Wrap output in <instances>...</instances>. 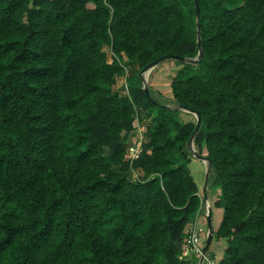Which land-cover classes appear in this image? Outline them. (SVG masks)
Masks as SVG:
<instances>
[{
	"label": "trees",
	"instance_id": "trees-1",
	"mask_svg": "<svg viewBox=\"0 0 264 264\" xmlns=\"http://www.w3.org/2000/svg\"><path fill=\"white\" fill-rule=\"evenodd\" d=\"M197 4L0 0V264H194L167 245L202 207L203 150L225 242L206 257L264 264V0ZM166 55L186 60H170L172 97L147 96L141 71ZM138 108L154 126L127 160Z\"/></svg>",
	"mask_w": 264,
	"mask_h": 264
},
{
	"label": "rangeland",
	"instance_id": "rangeland-1",
	"mask_svg": "<svg viewBox=\"0 0 264 264\" xmlns=\"http://www.w3.org/2000/svg\"><path fill=\"white\" fill-rule=\"evenodd\" d=\"M104 51L106 52L107 61L111 62L112 54L110 52V48L107 47ZM170 65H172V67L175 69L172 70V67H170ZM154 68L157 69L155 71L157 75L152 76L153 73H150V74L146 73L145 83L151 87L155 95L160 94L164 98L171 99L172 93H171L170 82L173 77V73H175L177 70V65L174 62L166 61V62L158 64ZM127 76H130V75L125 74V77ZM124 78L122 79L124 80ZM123 82L125 83V81ZM120 84H121V80L119 83H116V85H119V87L123 85V84L121 85ZM139 111L142 112L141 109H139ZM143 112L145 111L143 110ZM180 113L184 121H193L195 119L193 114H190L187 111L185 112L183 111ZM148 117H150L151 119V115L150 116L144 115L143 118L141 117L142 120L139 124H141V126L148 125L149 120H150ZM202 154H203L202 156H205L206 151L203 150ZM190 158L191 160H193V162L189 165L190 171H191V174L195 182L197 183V187H199V194L202 197V201H204L203 200L204 199V194H203L204 193V183H205L204 179H205V174L207 172V166L204 161L198 160L195 157L194 158L190 157ZM127 177L131 181L140 180L143 178V172L141 170L137 171L136 169L131 170L130 172H128ZM208 182H209V176H208ZM206 190L208 194V199H207L208 202L206 203L203 202L204 205H203L202 215L199 218V221L197 223V229H198L199 236H200L198 248L196 249V248L189 247V244L185 240H183L181 243H171L167 245L168 247L172 249L181 251L183 253L182 256L186 257L188 260H196L194 264H198L200 261V258L202 257V251H203V247H204L206 236H207L206 209L209 208L213 213V235L214 236H215V231L222 219V210L220 209L217 210L216 208H214L213 203L211 201L213 199V202H214L215 198L220 193V188L219 187L211 188L209 187V184L207 183ZM224 247H225V242H223L222 240H216L213 237V242L211 243L208 253L212 252L214 254L215 260H218L222 257Z\"/></svg>",
	"mask_w": 264,
	"mask_h": 264
},
{
	"label": "water",
	"instance_id": "water-1",
	"mask_svg": "<svg viewBox=\"0 0 264 264\" xmlns=\"http://www.w3.org/2000/svg\"><path fill=\"white\" fill-rule=\"evenodd\" d=\"M195 2V7H196V12H197V18L199 16V12H198V4H197V0H194ZM197 46H198V49H199V53H198V58L195 59L194 61L192 62H197L201 55H202V51H201V40H200V35H199V28L197 27ZM168 60H176V61H180V62H185L186 60L181 57V56H174V55H166V56H162L158 59H156L155 61L151 62L150 64H148L146 66V68H144L142 71H141V74H143V80L145 81V74L146 73H150V71L155 67L157 66L158 64L162 63V62H165V61H168ZM144 91L145 93L149 94V91H148V85L145 83L144 84ZM187 112L191 113V114H194L196 116V125H195V129L192 133V136L190 137L189 139V145L192 146V140H193V137L195 135V133L198 131L199 129V126H200V121H201V114L199 112H196V111H192V110H188ZM194 156L195 158L201 160V161H204L206 164H207V172L205 174V179H204V201L207 200V183H208V176H209V159L205 156H202L198 153H194ZM206 222H207V236H206V240H205V244H204V247H203V251H202V257L200 258V261L198 264H201L208 249H209V246L211 244V241H212V236H213V225H212V212L211 210L208 208L207 209V214H206Z\"/></svg>",
	"mask_w": 264,
	"mask_h": 264
},
{
	"label": "crops",
	"instance_id": "crops-1",
	"mask_svg": "<svg viewBox=\"0 0 264 264\" xmlns=\"http://www.w3.org/2000/svg\"><path fill=\"white\" fill-rule=\"evenodd\" d=\"M122 57H123V64H124V67H125V70H126V74L127 75L128 74L129 75H134L139 70L138 64L128 63L126 56L125 55H122ZM172 65H170V67H172ZM174 69L175 68L172 67V70H174ZM156 70L157 69L153 68L151 70L152 72L150 71V73H153L152 76L157 75L155 73ZM173 76H174V73H173ZM122 78H124V77H120V76H116L115 77V84L113 85L112 90H113L114 93H117L120 97H126L128 95V92H127L126 87L124 86L126 83L123 82V81H125V78H124V80ZM119 79L121 80V84L124 83L120 87H119V85H116V83H119L120 82ZM139 109H141V108H138V118L136 119V122L134 123V130H133V133H132V137H131L130 141L126 144L125 149L131 148L133 146H135L136 148H139L141 146V144L146 143V142L149 141V138L147 136V128L148 127H153L154 125L151 123L150 120H149V124L148 125H142L141 126V124H139L141 122L142 118L144 117V115L150 116L146 111L143 112V110L141 109L142 112H140ZM148 118L150 119V117H148ZM136 170L137 171H140L141 169H136ZM198 189H199V187H198ZM211 201L213 203V199Z\"/></svg>",
	"mask_w": 264,
	"mask_h": 264
},
{
	"label": "built area",
	"instance_id": "built-area-1",
	"mask_svg": "<svg viewBox=\"0 0 264 264\" xmlns=\"http://www.w3.org/2000/svg\"><path fill=\"white\" fill-rule=\"evenodd\" d=\"M138 150L139 149L136 148L135 146L128 148L127 149L128 158H130V159L135 158L137 153H138ZM197 216H196L195 221L193 222L192 226L189 228V230L187 232L188 236L185 239V241L189 244V247L196 248V249L198 248V244H199V240H200L199 232L197 229V222H198ZM203 264H212V261L209 260L207 257H205L203 260Z\"/></svg>",
	"mask_w": 264,
	"mask_h": 264
},
{
	"label": "clouds",
	"instance_id": "clouds-1",
	"mask_svg": "<svg viewBox=\"0 0 264 264\" xmlns=\"http://www.w3.org/2000/svg\"><path fill=\"white\" fill-rule=\"evenodd\" d=\"M105 52V51H104ZM111 52V51H110ZM168 61H170V60H168ZM108 62V61H107ZM166 62V61H165ZM108 63H110V62H108ZM163 63V62H162ZM125 87H126V84H125ZM139 150H140V147L138 148ZM139 150H138V152H139ZM138 154V153H137ZM137 156V155H136ZM126 159L127 160H129L130 158H128V155H127V149H126ZM199 160V159H198ZM204 194V193H203ZM200 195V194H199ZM207 199H208V194H207ZM204 200V199H203ZM203 202L204 203H206V202H208V200H206V201H202V207H201V209L198 211L199 212V214H197L198 216V221H199V218L201 217V215H202V210H203ZM208 209V208H207ZM207 209H206V213H207ZM212 212V211H211ZM196 218V217H195ZM194 221H195V219H194ZM198 223V222H197ZM212 225H213V213H212ZM213 237V236H212ZM185 240V239H184ZM212 242V241H211ZM207 254V253H206ZM205 257H206V255H205ZM204 257V258H205ZM204 260V259H203ZM201 264H203V261H202V263Z\"/></svg>",
	"mask_w": 264,
	"mask_h": 264
}]
</instances>
